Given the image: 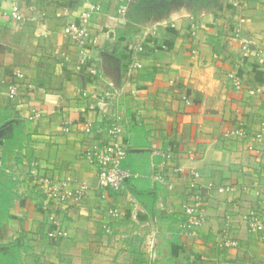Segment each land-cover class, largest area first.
I'll return each instance as SVG.
<instances>
[{
	"label": "crops",
	"instance_id": "obj_1",
	"mask_svg": "<svg viewBox=\"0 0 264 264\" xmlns=\"http://www.w3.org/2000/svg\"><path fill=\"white\" fill-rule=\"evenodd\" d=\"M87 2L102 6L92 22L100 43L81 49L63 29ZM118 4L20 0L24 21L18 22L6 18L10 4L0 0V138L6 142L0 154L20 169L16 181L0 174L13 192L0 218V264H154L141 249L145 223L160 230L157 264H264V231L251 233L246 221L257 204L254 186L264 195V156L242 140L222 138L241 123L256 132L264 119V62L244 58L236 37L241 28L264 52V0H130L128 15L115 20ZM145 30L152 34L140 53L143 67L128 75V54ZM16 71L24 78L11 97ZM232 71L243 81L240 90L228 79ZM110 84L121 89L119 110L128 117L139 112L141 121L125 134L127 167L148 176L161 161L153 152L168 150L186 168H197L203 183L235 186L216 194L199 238L180 235L160 209L181 210L183 182L173 192L147 176L120 192L99 186L97 165L84 152L108 140L95 131L101 122L95 109ZM33 109L42 111L37 123L27 120ZM22 147L37 156L39 173L90 186L60 225L47 222L28 165L14 157ZM132 198L144 210L139 224L131 218ZM110 204L125 218L110 217ZM52 229H65L68 237L53 241L47 236ZM226 232L236 246H220Z\"/></svg>",
	"mask_w": 264,
	"mask_h": 264
},
{
	"label": "built area",
	"instance_id": "obj_2",
	"mask_svg": "<svg viewBox=\"0 0 264 264\" xmlns=\"http://www.w3.org/2000/svg\"><path fill=\"white\" fill-rule=\"evenodd\" d=\"M10 4V8L4 12L6 18L10 21H24V15L20 0H5ZM118 13L113 17L119 20L128 15L130 0H117ZM102 6L100 3L87 2L76 20H70L64 26V35L81 49L87 47H96L99 45V38L93 33L92 22L94 16L100 13ZM141 36L138 35V43L129 52V62L127 63L126 73L134 74L143 67L140 59V53L146 50L147 37L152 33L145 30ZM236 37L241 40L243 57L255 56L259 62H264V52L261 48L253 45L251 38L242 34V29L237 28ZM121 43H118V46ZM153 47V46H152ZM15 77L18 79L9 84V94L16 97L19 94L20 80L24 78L22 71H16ZM228 79L233 88L240 90L243 87L242 79L235 73L229 72ZM104 92L103 97L97 102L95 109L101 122L95 127L99 134H107L108 140L99 146L90 148L84 152L86 158L92 159L98 168V183L104 189H110L115 192L123 191L126 185L132 180L144 178L147 175L142 174L135 169L126 166L129 158V148L125 145V134L128 125L141 124L140 118H137L139 112L135 111L128 117L119 110L121 89L113 84ZM251 93L255 94V88ZM42 117L40 109H33L27 120L37 123ZM93 123H89L93 127ZM224 140L239 139L245 142L246 148L250 152H255L259 156H264V119L256 132H251L246 125L241 123L239 126L227 130L223 133ZM6 147L4 139L0 138V153ZM28 147H22L15 151V158L21 159L28 165L27 173L34 179V188L40 193L39 196L44 201L43 209L46 213L47 222L51 225H60V216L66 214L71 202H82L90 189L89 184L66 178H54L53 176L39 173L37 171L40 161L37 156H28ZM160 156L161 161L153 166L152 172L148 174L153 182L160 184L167 192H173L177 182L184 183L182 208L177 212H170L164 206L160 209L166 212V218L175 226L178 233L185 237L199 238L200 230L206 222V210L215 199L217 193L232 191L235 186H223L213 181L202 182L201 172L195 168H186L174 154L168 150L155 151L153 156ZM187 158L190 161L195 160L193 153H188ZM0 172L11 176L15 181L19 178L20 169H13L7 165L0 154ZM254 193L257 198V204L251 208L247 214L246 221L251 233L258 234L264 231V195L258 185L254 186ZM131 214L133 222L139 224V214L141 209L138 201L131 199ZM107 214L117 220L125 218L124 212L115 204H110L106 208ZM148 227L149 230L143 233L141 249L147 258L155 263L158 261V238L160 230L157 226L145 223L141 227ZM107 232H111L109 226H105ZM138 232V231H137ZM139 233V232H138ZM48 238L58 241L68 237V231L65 229H52L47 233ZM237 245L236 240L225 236L220 241V246L230 248ZM223 264H229L223 262Z\"/></svg>",
	"mask_w": 264,
	"mask_h": 264
},
{
	"label": "trees",
	"instance_id": "obj_3",
	"mask_svg": "<svg viewBox=\"0 0 264 264\" xmlns=\"http://www.w3.org/2000/svg\"><path fill=\"white\" fill-rule=\"evenodd\" d=\"M6 148V147H5ZM3 172H0L2 175ZM11 180H13L11 178ZM133 182V181H131ZM11 190V184L9 181L6 180H0V218L5 217V212L8 209V205L10 201L12 200L13 194ZM158 262H155L154 264H157Z\"/></svg>",
	"mask_w": 264,
	"mask_h": 264
}]
</instances>
